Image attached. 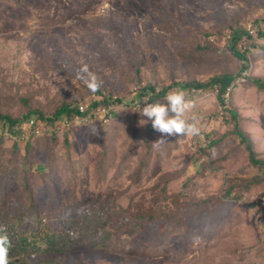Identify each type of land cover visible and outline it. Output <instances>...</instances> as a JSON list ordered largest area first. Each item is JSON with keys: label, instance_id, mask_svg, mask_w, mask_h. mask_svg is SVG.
Segmentation results:
<instances>
[{"label": "rangeland", "instance_id": "1", "mask_svg": "<svg viewBox=\"0 0 264 264\" xmlns=\"http://www.w3.org/2000/svg\"><path fill=\"white\" fill-rule=\"evenodd\" d=\"M236 28L249 34L238 47L248 68L226 91L224 106L215 86L183 89L194 101L185 118L195 117L201 134L168 137L155 147L161 134L151 121L139 123L147 119L138 110L148 98L136 97L140 88L235 74L240 62L226 39ZM260 32L264 0H0L1 112L20 118L35 109L48 117L66 102L120 100L107 121L96 115L59 120L56 128L43 124L28 146V129L22 128V140L0 125V221L27 218L35 209L64 218L99 204L109 217L125 213L117 217L122 223L125 215L154 212L143 230L114 231L105 245L77 247L54 259L264 264V182L252 184L260 171L249 164L228 113H237L239 129L264 160V92L250 82L264 79ZM85 64L103 81L95 93L76 77ZM91 124L100 128L99 137L88 135ZM19 258L43 260L41 254L13 260Z\"/></svg>", "mask_w": 264, "mask_h": 264}, {"label": "trees", "instance_id": "2", "mask_svg": "<svg viewBox=\"0 0 264 264\" xmlns=\"http://www.w3.org/2000/svg\"><path fill=\"white\" fill-rule=\"evenodd\" d=\"M264 37V33H259ZM249 38V34L242 28L231 29L226 39V48L230 54L238 59L240 67L235 74L222 73L217 74L209 78L205 82L192 80L186 83L171 82L168 86L157 88L154 85H146L140 88L137 98L148 97L150 103L155 102L157 99H163L164 96L172 89H208L213 86H218L217 100L221 106H224L223 94L225 90L231 86V84L245 72L248 68V60L245 51L239 50V45L242 40ZM208 39V38H207ZM251 84L259 91L264 92V79L251 78ZM120 102L118 99L103 98L101 101L93 102L90 105L96 106H109L114 103ZM82 102L74 104L62 103L56 109H54L51 116L45 117L38 110H28L26 114L20 118L11 117L0 111V125L5 128L9 135L20 136L22 126L31 118H35L38 122H42L45 127H53L59 124V119L62 116L71 118L77 113V106ZM230 121L233 123V133L236 134L240 140V143L244 146L247 154L249 164L260 171L258 176L252 179V184H258L264 182V160L259 159L255 154L252 143L249 138L241 132L238 127L237 113L233 110H228ZM54 130V129H53ZM54 131L50 132L51 133ZM42 133V131H41ZM40 133V134H41ZM31 136L26 140V146L29 145V141L32 138L38 136ZM39 134V135H40ZM15 145V143H13ZM25 185L26 182H25ZM251 185V184H250ZM230 189H227L223 198H228L230 195ZM201 204L210 202V199H202L199 201ZM196 203L195 206H197ZM107 207L103 204H99L97 207H90L89 210L79 213L76 209L70 210L67 216L56 219V217H50L48 214L41 215L40 211L36 209L25 218L17 216V218L10 222L0 221V225L7 227V233L12 240V247L10 249V261L11 264H27L23 259L14 261L13 257L21 254V258L26 254H41L42 261L39 264H59L54 256L66 253L77 247L89 246L98 247L105 245L110 240V236L114 231H120L124 233H134L139 230H143L148 222L155 220V213L153 212H138L131 218L129 215H125L126 221L120 222L117 217L123 214L114 213L112 217H109L107 213ZM121 214V215H120ZM169 217V216H166ZM115 223V229L107 230L108 225ZM112 232V233H111Z\"/></svg>", "mask_w": 264, "mask_h": 264}, {"label": "clouds", "instance_id": "3", "mask_svg": "<svg viewBox=\"0 0 264 264\" xmlns=\"http://www.w3.org/2000/svg\"><path fill=\"white\" fill-rule=\"evenodd\" d=\"M76 77L80 79L90 92H97L102 87L103 81L85 64L76 69ZM145 98V106L139 107L138 112L142 117L140 125L143 126L151 121L152 128L161 134L160 138L153 142L155 147L167 143V138L172 136H199L201 128L195 117L190 120L185 118V113L194 107V101L188 98V93L183 89H173L163 98L148 103ZM88 135L100 136V128L96 124L88 125ZM215 155V152L213 153ZM12 240L7 233V227L0 225V264H11L10 249Z\"/></svg>", "mask_w": 264, "mask_h": 264}, {"label": "built area", "instance_id": "4", "mask_svg": "<svg viewBox=\"0 0 264 264\" xmlns=\"http://www.w3.org/2000/svg\"><path fill=\"white\" fill-rule=\"evenodd\" d=\"M216 87V91L218 93L219 87ZM229 90V87L225 90V93L223 94V99L225 102V94L226 91ZM113 107L111 105L109 106H101V107H92L90 104H79L77 106V113L74 114L71 118H67L65 116H62L59 120L63 124H68L72 121H80V120H88L91 117H96V115L99 116L100 120L107 121L112 115ZM105 123V122H104ZM43 124L42 122H38L35 118L29 119L22 128H26L30 131V133H33L34 135H39L41 133ZM21 139H25L24 133L21 134Z\"/></svg>", "mask_w": 264, "mask_h": 264}]
</instances>
